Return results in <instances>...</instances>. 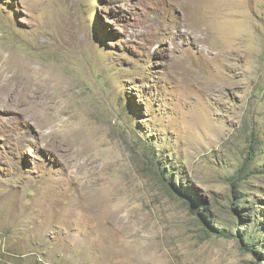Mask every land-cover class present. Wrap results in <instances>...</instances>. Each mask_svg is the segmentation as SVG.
Masks as SVG:
<instances>
[{"label": "rangeland", "instance_id": "rangeland-1", "mask_svg": "<svg viewBox=\"0 0 264 264\" xmlns=\"http://www.w3.org/2000/svg\"><path fill=\"white\" fill-rule=\"evenodd\" d=\"M263 173L264 0H0V264H264Z\"/></svg>", "mask_w": 264, "mask_h": 264}, {"label": "trees", "instance_id": "trees-1", "mask_svg": "<svg viewBox=\"0 0 264 264\" xmlns=\"http://www.w3.org/2000/svg\"><path fill=\"white\" fill-rule=\"evenodd\" d=\"M255 148H256V145H253V143H251L249 151H248V156L253 155V151ZM248 164H252V163H249L248 159H247L246 162L241 166L240 170L238 171L237 177H235L232 180V186L234 187V189H236L238 185L245 183L246 180H248L250 178V175H249L250 172H248L250 167H248ZM260 174L261 173H259L258 175L261 176ZM241 200H243V198L239 200V204H240L241 208H243V203ZM193 206H195V205H191V208H193ZM195 209L197 211H202L201 209H199V207H196ZM205 225L208 226L206 223H205ZM209 229H211V228L209 227ZM206 232L208 234H211L210 230H208V229H206ZM245 241H246L247 246L254 247V237H249V239H246Z\"/></svg>", "mask_w": 264, "mask_h": 264}, {"label": "bare ground", "instance_id": "bare-ground-1", "mask_svg": "<svg viewBox=\"0 0 264 264\" xmlns=\"http://www.w3.org/2000/svg\"><path fill=\"white\" fill-rule=\"evenodd\" d=\"M5 73V72H4ZM9 82V81H8ZM6 83V82H5ZM6 87V86H5Z\"/></svg>", "mask_w": 264, "mask_h": 264}]
</instances>
